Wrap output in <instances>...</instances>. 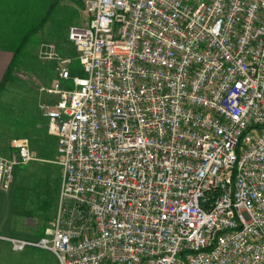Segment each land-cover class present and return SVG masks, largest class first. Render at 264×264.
Returning <instances> with one entry per match:
<instances>
[{
    "label": "built area",
    "instance_id": "1",
    "mask_svg": "<svg viewBox=\"0 0 264 264\" xmlns=\"http://www.w3.org/2000/svg\"><path fill=\"white\" fill-rule=\"evenodd\" d=\"M43 105L63 169L55 227L1 237L59 264H264V0H80ZM45 91V89H42ZM0 157V190L35 159Z\"/></svg>",
    "mask_w": 264,
    "mask_h": 264
},
{
    "label": "rangeland",
    "instance_id": "2",
    "mask_svg": "<svg viewBox=\"0 0 264 264\" xmlns=\"http://www.w3.org/2000/svg\"><path fill=\"white\" fill-rule=\"evenodd\" d=\"M17 1L19 0H14ZM28 1H33V12L23 14L24 21L21 16L16 15L18 21L0 24L1 39L5 41L7 49L13 48L15 51L21 49L20 43L24 36L33 31L24 51L21 49V52H17V63L12 70L11 78L4 86L17 101L7 103L8 107H5L3 113L8 116L4 117L2 114L3 118L0 119L12 122L13 130L16 128L14 123L16 119L31 122L30 134L23 136L29 139L35 160L27 166L20 167L21 171L27 173L19 177L17 186L19 192H22V208H28L33 212V237L37 239L55 227L63 178V169L59 164L60 156L57 152V138L48 133L47 120L42 115L41 107L46 104L53 105L58 99L57 95H50L47 90L73 89L71 81L60 80L56 74L57 62L44 58L46 56L44 44L54 45L59 58L68 60L73 76H85L77 60L76 49L68 38V32L72 27L85 26L87 15L80 0ZM22 7L14 6L15 10ZM34 29L38 32L35 33ZM7 125L9 126V123ZM9 134V132L6 134L7 144ZM10 150L8 155L11 154L12 148ZM6 264L59 263L56 256L48 250L27 248L14 253L13 257L12 254L8 255Z\"/></svg>",
    "mask_w": 264,
    "mask_h": 264
},
{
    "label": "crops",
    "instance_id": "3",
    "mask_svg": "<svg viewBox=\"0 0 264 264\" xmlns=\"http://www.w3.org/2000/svg\"><path fill=\"white\" fill-rule=\"evenodd\" d=\"M14 6H23L22 8L15 10ZM33 12V1L19 0L14 2V0H0V24L2 22H12L18 21L17 16H21L22 21L23 14H28ZM5 41L1 39L0 36V84L5 79V75L11 61L13 59L14 50L7 49ZM25 97V96H24ZM17 98H14L4 87L2 92H0V117L8 116L5 112V107H8V102H15ZM21 101V100H20ZM18 103V102H17ZM3 114V116H2ZM4 116V117H5ZM21 119V118H20ZM16 119L15 130L12 129V122H4L0 119V157H8V152L11 151V143L14 138L24 137L30 134L31 122H22L24 119ZM6 123V124H5ZM9 123V126L7 125ZM9 134V144H7L8 139H6V134ZM24 135V136H23ZM27 173L21 171L20 168L16 172L15 182L12 186L10 192H5L0 190V264H6V258L8 255L18 253L12 249L9 242L1 239V237H15L26 240H33V212L26 208H22L21 199L22 192L18 190L19 177Z\"/></svg>",
    "mask_w": 264,
    "mask_h": 264
},
{
    "label": "trees",
    "instance_id": "4",
    "mask_svg": "<svg viewBox=\"0 0 264 264\" xmlns=\"http://www.w3.org/2000/svg\"><path fill=\"white\" fill-rule=\"evenodd\" d=\"M35 33L38 32L37 29H34ZM33 33V31L31 32H28L26 36H24L23 40L21 41L20 43V47L22 49V51H24V47L25 45L29 42V36H31V34ZM34 33V34H35ZM19 47V49H20ZM21 49L20 50H14V53H13V59L11 61V64L9 65L8 69H7V72H6V75H5V79L3 80V82L0 84V92L3 90V87L5 86V84L7 83V81L11 78V73H12V70L14 69L15 65H16V61L18 60V53L17 52H21ZM24 52L21 53V55L23 56ZM41 237V236H40Z\"/></svg>",
    "mask_w": 264,
    "mask_h": 264
}]
</instances>
